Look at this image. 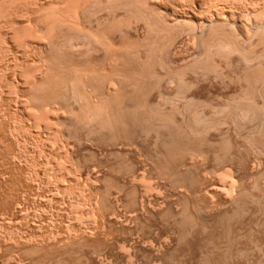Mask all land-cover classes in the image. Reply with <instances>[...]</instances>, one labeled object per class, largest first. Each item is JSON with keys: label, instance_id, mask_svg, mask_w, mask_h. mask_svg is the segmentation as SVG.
Returning <instances> with one entry per match:
<instances>
[{"label": "rangeland", "instance_id": "374dc122", "mask_svg": "<svg viewBox=\"0 0 264 264\" xmlns=\"http://www.w3.org/2000/svg\"><path fill=\"white\" fill-rule=\"evenodd\" d=\"M5 1L0 0L5 5L7 2L8 6L11 4V8L5 7L7 11L5 10L4 14L9 19L0 20L1 23L4 21L0 23V35L2 36H0V264H205L206 235L199 231L194 232L182 242L179 228L170 216L171 211L176 212L181 208V206L178 207V204L181 205L179 196L175 194L178 192L190 194V191L185 187L183 189L181 187L178 191L172 188L166 179L159 178L155 174L150 159V140H144L145 142L135 140L131 143L120 139L111 143L106 139L99 140L94 135L84 134L82 130L75 131L68 118L71 112H79V109L76 106L67 105L65 101L57 97V94L63 90L67 71L73 68L78 69L83 80H86L85 92L89 94L90 100L93 102L100 100V103L108 105L110 101L100 98L99 92L90 82L91 74L93 69L96 72L101 67L102 70L99 69L101 71L99 73L102 74L103 71V75H109L117 69L118 64L111 58V50V52L107 51L109 54L100 48L101 52L98 49L88 51L89 44L86 45L83 42L86 37L82 38L83 36L80 35L83 40L79 39L80 36L76 37L77 34H74L70 25L75 24V27L79 26L92 32L103 30L101 33L110 35V42L116 48L134 46L144 57L151 46L147 43L151 41L150 39L147 41L151 36L144 24L136 21L131 24L130 28L126 25L120 28L117 26L119 29L115 27L111 32L109 25L105 24L108 19V22L112 23L127 17L123 9L114 8L113 10L111 6L109 7V4L115 0H110L112 2H108L109 0H27V4L25 0L24 2L23 0ZM201 1L214 4L226 3L225 5L229 6L234 0L229 2L228 0H170L168 2L181 9L182 6L199 5ZM98 2L107 6V11L103 9V6H98ZM92 3L98 4L96 7L100 8L97 10L103 9V11L98 12L95 9L96 13L92 12L94 6ZM60 4L67 9V15H71L72 18L74 16L73 22L69 16L66 21L67 15L63 13ZM89 5L92 6L89 11L90 16L88 12L87 15L85 14L87 10L84 9ZM53 6L61 8L60 14H64L65 17L63 18L60 14L58 16L60 15L59 19L62 18L61 22L65 21L64 23L57 21V27L59 28L62 24V29L56 30L58 28L55 25V28H50L53 31L51 32L47 29L49 26L44 25L47 22L45 17L40 18L44 23L42 24L40 19L37 20V16L39 18L43 10L46 12V9L50 7L53 9ZM21 14L28 17L23 16L26 19H22ZM68 20H71L72 24L68 23ZM13 21L18 32L21 30L22 26H19L21 23L25 27L22 28L27 30L26 39H23L24 44H27L18 45L22 43L18 42L19 39L15 35L17 33H14L16 28L13 25L14 30H12ZM4 24L6 27L3 26ZM8 25L11 27L10 31L7 29ZM28 25L31 29H27ZM106 28L110 29L109 32L108 29L105 32ZM154 35L158 37L157 34ZM15 36L16 39H13ZM146 36L148 37L144 40ZM159 37L162 41L163 34L160 33ZM181 41V38H177V43H174L171 50H164L169 51L168 54L163 51V55L161 47L154 54L156 57H162L160 62L163 61L166 67L173 69L171 71L185 66L196 56L193 54L186 56L184 61L181 60L182 56L177 53L181 46L180 49L184 48ZM176 47L179 48L174 50L173 48ZM170 52L174 54L171 56ZM156 65H154L155 69L160 71L161 64ZM236 71L238 74L241 72L240 68ZM182 78L190 85L183 94L189 98L217 101L216 96L225 99L231 93L240 90L236 81V84L233 82L232 85L228 79L223 84L224 82L217 79L215 81L214 78H209L207 81L191 73L188 74V72ZM181 79L177 75L164 78L146 95L147 102L158 107L160 104L168 103V99L175 100L176 95L173 97V94L179 89L177 87H180ZM176 101L178 103L179 100L176 99ZM179 102L180 105L183 103ZM168 104H164L165 111L171 108ZM210 111L207 109V114ZM230 125H223L216 130L211 129L206 136L211 141H217L222 136H229L234 145L232 154H227L226 160L224 159L220 165L214 164L211 152L203 159L197 158L198 161H202L200 163L204 172H207L204 174H208L206 176L208 180L202 185L203 190L200 194L210 198L214 196L211 198L214 202L208 201L210 206L215 208L225 206L223 203L226 198L229 199L231 194H226L228 192L220 191V188L213 185L210 170L214 166L222 168L221 171L224 173L233 175L227 179L234 181V190L237 191L238 187H243L254 191L255 194L260 195L263 192L264 195V175H262L264 154L249 148L244 142V137L236 135L234 127ZM79 133H82V138ZM239 148L249 153H243ZM255 164L259 167H255ZM123 165L128 166L129 170L127 171ZM141 173H145L144 176ZM134 179L139 180L140 184L137 181L138 185L137 183L134 185L135 182H132L136 181ZM142 180H145L143 183L150 185L152 192L151 189L147 190L149 186L145 187L146 184H144L146 190H141ZM257 180L260 184H257ZM211 189L212 191L219 190L222 196L214 194L210 191ZM146 191L150 193L146 195L145 200ZM141 200L145 202L144 205L142 202L140 204ZM173 203H176V206ZM148 205L151 209H148ZM245 226L253 227L251 230H255L254 233L264 235V226L262 227L261 224L246 225L245 223ZM174 227L178 228V231ZM175 239L178 241L177 244ZM174 244L176 245L173 246ZM196 250L198 251L194 253ZM260 258L263 259V256L254 252L248 256V261L246 258L242 260L243 263L241 260L238 263L259 264V260H262Z\"/></svg>", "mask_w": 264, "mask_h": 264}, {"label": "bare ground", "instance_id": "6f19581e", "mask_svg": "<svg viewBox=\"0 0 264 264\" xmlns=\"http://www.w3.org/2000/svg\"><path fill=\"white\" fill-rule=\"evenodd\" d=\"M25 1V4H27V0ZM168 1L170 0L108 1L112 2V4H109V7L111 6L113 10L116 8L126 11L127 17L124 20H117L112 23H110L111 21L108 22V19L105 24H108L111 30L106 28L104 29L105 32L107 29L108 32L109 30L112 32L115 27L119 26L120 28L122 25H126L130 28L132 23L141 21L151 36L147 39V41L149 39L151 41L145 42L153 47L150 46V49L147 50L148 52L146 51L144 57L140 55L139 51L134 46L116 48L110 42V35H107L104 32L101 33L103 30H100L99 32L88 31L79 26L75 27L76 25L72 24L71 20H68V23L72 24V26L70 25L69 27L73 29L75 35L77 34L76 37L80 35L83 37L80 36L79 39L81 37L84 38V36L86 37L85 40H87V42L82 38L81 40H83L86 45L87 43L89 44L88 48L85 45L88 51H97L98 49L99 52H101L100 49H104L106 50L105 52H107L111 50L112 54H110V56L112 55L111 58H113L115 62H118V64L116 66L117 69L109 75H103V71L102 74H100L101 71L99 69H101V67H99L96 72L95 69H93L91 74L90 82L95 87V90L99 92L100 98L110 101L109 104L107 103L108 105L100 103V100H96L97 102L90 100L89 94L85 92L87 86L86 80H83L78 69L73 68H70V71H67V78H65L66 82L64 83L63 90L60 94H57V97L58 99L60 98L65 101L67 105L76 106L79 109V112H71L68 118L71 122V127L73 125L72 129H75V131L82 130L84 134L94 135L96 139H106V141H110L111 143H115L120 139L122 141H130L131 143L135 140H142V142L144 140H150V159L153 163L152 167L155 170V174L159 178L166 179L172 188L178 190L181 187V189L185 187V189L187 188L190 191V194H187L186 192H178V194H175L176 196H179L178 199H180L179 201L181 205L178 204V207L181 206V208L180 210L177 209L178 211L175 210L176 212L170 210L172 213L171 215L169 213V215L173 218L174 224L179 228L181 241L198 231L206 235L205 247L207 249V254L204 256L205 264H239L238 262L240 260L242 261L247 258L248 261V256L254 254V252L263 256V259L260 258L262 260H259V264H264V235L254 233L255 230H251L253 227H244L245 223L246 225L255 223V225L261 224V226H264L263 192H260L262 195H259L255 194L254 191L247 190L243 187H238L237 191L234 190V181L232 179H227L229 177L231 178L233 175L227 172L224 173L221 171L222 168L219 169L214 166L210 170L212 175V177L210 176V179L212 180L213 185L220 188V191L228 192L226 194H231V196H229V199L226 198L223 203L225 206L222 208L210 206L208 200L211 201V198L214 196H211L210 198L207 195L203 196L200 194L203 190L202 185L208 180L206 177L208 174H204L207 172H204L202 169L203 166H201L200 163L202 161H198L199 158L203 159L209 152H211L213 153L214 164L220 165L224 162L223 160L226 158V155H229V153L232 152L234 145L229 136H222V138L217 141H211L206 136L209 130L219 129L226 124L227 126L228 124H231L234 127V133H236V135L242 136V138L244 137L245 141H243L248 144L249 148L255 152L264 154V0H234L235 2L231 1V5L229 6L225 5L226 3L214 4L213 2L201 1L199 5L197 4L192 7L182 6L181 9L176 8ZM229 1L230 0H228V2ZM12 2L9 1V3ZM92 4L94 5V3ZM98 4L94 5L95 8L94 6H91L93 8L91 10L92 12L96 13L94 10L100 8L96 7L97 5L103 6L102 3L98 2ZM106 5H108V3ZM10 6L11 4L8 6V2L6 5L5 3L0 2V20L7 18L4 13H6L5 10ZM55 7L53 6V9H51V7L48 8V10L51 9L49 12L47 9L45 10L46 12L43 10V13L46 15L42 13V16L40 14L39 18L37 16V20L42 17L44 19L45 17V21H47L48 24L47 22H45L46 24L42 23V19H40V22L44 25H48V30L50 28H55L54 26L56 23L58 24L57 21L60 20L61 22L62 20L61 17V19H59V16L61 15V4L60 7L58 6L60 9ZM91 7L89 5L84 8L87 10L85 12L86 15L89 13L90 16L91 12L89 11ZM106 7L107 6H103V9H106L105 11H107L108 8ZM75 9L77 10V8ZM103 9H98L97 11H103ZM62 11L64 14H68L67 9L64 7H62ZM58 14L60 15L58 16ZM64 14L61 15L63 18L65 17ZM21 15L20 18L22 19L24 18L23 16L28 17L27 15ZM9 16H11V14H9ZM68 16L72 18L71 15H67L66 21ZM26 17L24 19H26ZM28 19L29 18H27V20ZM73 19L74 16L72 22L74 21ZM20 21L23 22L25 20ZM64 21L65 20L62 22L64 23ZM2 23H4V21H2ZM21 24L18 25L24 27L23 24ZM12 25L14 28L17 27L13 21V24L11 23L12 30H14ZM3 26L6 27L5 24ZM11 27L7 29L10 31ZM22 27H20L21 30H19V32L17 28V32L14 30V33H17L15 35L19 39H17L18 42L22 43L18 44L19 46L27 44H24L25 40H23L26 39L25 36L27 30ZM60 28L62 29V24L56 30H59ZM27 29H31V27L28 25ZM50 30L53 32L52 29ZM53 30L55 31V29ZM160 33L163 34L162 41L161 37H159ZM154 34H157L158 37ZM75 35L73 36L75 37ZM16 36L15 38L13 37V39H16ZM152 36L157 37V39ZM147 37L148 36H146L144 40ZM177 38L182 39L181 44H183L185 48L180 49L182 46L180 48H173L174 50H177V48L180 49L177 50V53L182 56L181 60L186 56L189 57L193 54H196V56L185 66L171 71L173 69L166 67V64H164L163 61L160 62L163 58L156 57L154 54L157 53L161 47V52L164 55L163 51L171 50L174 43H177ZM21 40L22 42H20ZM146 47L148 49V45ZM103 52L104 51L102 50V53ZM168 52L169 51H166L165 53L168 54ZM104 54L106 56V53ZM107 54L109 53L107 52ZM172 54L174 53H171L170 55L172 56ZM154 56L157 58L156 60L154 59ZM155 63H159L158 65L161 64L159 67V69H161L160 71H158L157 68V70L155 69ZM238 68L241 70L239 74L236 71ZM187 72L188 74L191 73L204 80L214 78L215 81L218 80L224 82L223 84H225L226 79H228L232 85L234 84L233 82L236 81L240 86V90L231 93V95L225 99L221 96H216L217 101L194 97L189 98L188 96L183 95L186 93V89L190 86L182 78ZM171 75H177L178 78H182V82H180L181 84L179 83L180 87H177L179 89L173 94V97L176 95L175 100L171 98V100H167L169 104L164 103L166 105H171V108H169L170 106L166 107L169 108V110L167 109L168 111H165L164 104H160V106L163 105L161 106V108L163 107V110L159 105L156 107L148 103L146 95L150 93L153 88H156L164 78H168ZM226 83L227 85L229 84L228 82ZM176 99L181 102L184 100V102L180 105V102L178 101L177 103ZM219 100L220 102H218ZM207 109L211 110L209 114L206 112ZM178 115L180 117H178ZM79 134L81 137L82 133ZM240 149H242L243 152V148H239V150ZM247 152L249 153V151ZM254 162H252V164H254ZM256 166L259 167L255 164V167ZM127 167L124 166L125 169ZM126 170L128 171L129 169L127 168ZM262 175H264V173H262ZM258 180L256 181L257 184L259 183ZM137 181L139 183V180L132 182H135L134 185H136ZM144 181L145 180H142L141 183ZM237 182L238 181H236V183ZM144 184L147 185V183L141 184L143 185V187H140L142 188L141 190H146L145 187L149 186V189L147 190L151 189L152 192L150 185L148 184L144 187ZM259 188H261V186ZM219 190L215 189L212 191L211 189L210 191L217 195L222 193L219 192ZM149 193L150 191H146L145 195H143L146 196L149 195ZM223 197L225 199V196ZM145 198H147V196L144 197V199ZM141 202L142 200L140 201V204L143 203L144 205L145 202ZM148 209H151L149 208V205ZM252 226H254V224H252ZM261 232L263 233V230ZM191 238L189 239L191 240ZM177 243L178 241L176 240V244ZM170 250L169 252H171ZM197 251L198 250L194 253ZM191 259H189V261Z\"/></svg>", "mask_w": 264, "mask_h": 264}]
</instances>
